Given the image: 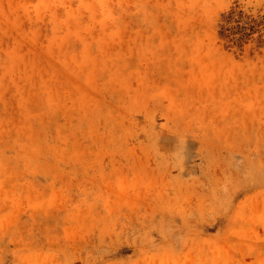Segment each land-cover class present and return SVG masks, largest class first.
<instances>
[{
	"label": "rangeland",
	"instance_id": "374dc122",
	"mask_svg": "<svg viewBox=\"0 0 264 264\" xmlns=\"http://www.w3.org/2000/svg\"><path fill=\"white\" fill-rule=\"evenodd\" d=\"M0 264H264V0H0Z\"/></svg>",
	"mask_w": 264,
	"mask_h": 264
}]
</instances>
